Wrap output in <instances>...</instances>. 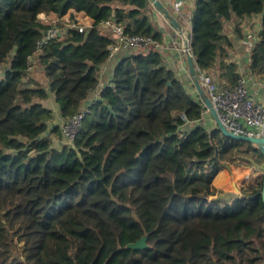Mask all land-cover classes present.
Wrapping results in <instances>:
<instances>
[{
    "label": "trees",
    "instance_id": "16d2710c",
    "mask_svg": "<svg viewBox=\"0 0 264 264\" xmlns=\"http://www.w3.org/2000/svg\"><path fill=\"white\" fill-rule=\"evenodd\" d=\"M149 8L148 0H0V264H264V174L239 197L212 183L219 169L264 153L206 120L193 85L160 50L119 57L84 106L114 41L102 22L113 17L126 34L160 42ZM77 13L89 20L84 31L69 28L36 52L53 16ZM253 15L261 26L248 66L264 74V0L195 1L188 35L197 68L236 82L232 62L219 72L233 45L227 26L241 35ZM50 97L62 120L84 111L71 141L42 102ZM143 235L148 247H127Z\"/></svg>",
    "mask_w": 264,
    "mask_h": 264
},
{
    "label": "built area",
    "instance_id": "2783aa9c",
    "mask_svg": "<svg viewBox=\"0 0 264 264\" xmlns=\"http://www.w3.org/2000/svg\"><path fill=\"white\" fill-rule=\"evenodd\" d=\"M161 1L164 4L167 2V0ZM181 4V0H175L170 3L169 10L176 18L181 15ZM63 19L53 21L48 27L42 38L37 42V53L48 40L65 36L69 28L84 31L89 26V24H80L77 16L74 19H70L68 16ZM100 28L109 32L108 34L114 38V41L108 46L107 60H117L128 52L140 51L148 46H154L158 50H162L164 42L162 40L171 41L170 37L166 38L164 29L161 30L164 36L160 42L154 40L150 35L126 34L123 26L113 17L103 21ZM181 43V40H178L175 47L178 54L183 53ZM180 63L184 66V58L181 59ZM185 70L187 71L186 64ZM197 74L201 85L216 109L219 119L229 131L239 135L264 136V100L250 91L245 76L240 75L233 84H221L209 72L201 71L197 68ZM190 91L196 99L200 100L194 87ZM83 113L84 111L81 110L74 116L61 121V132L65 140H72L80 125ZM205 113L208 115L207 110Z\"/></svg>",
    "mask_w": 264,
    "mask_h": 264
},
{
    "label": "crops",
    "instance_id": "0c3cea01",
    "mask_svg": "<svg viewBox=\"0 0 264 264\" xmlns=\"http://www.w3.org/2000/svg\"><path fill=\"white\" fill-rule=\"evenodd\" d=\"M173 1L175 0H167V2L165 3L169 9H170V3ZM181 1H182V4L180 6L181 15L177 19L180 21L186 33L187 32L189 33L191 28L192 12L196 0H181ZM148 13L151 16L152 20L155 22L156 27L159 30L164 29L165 31L164 34L166 35V38L168 37L171 38V41H168L167 39L166 40L163 39L164 34L162 32V39H163L162 41L164 42H163V49L160 50V52H162L164 64L167 67L172 68L173 67L172 64L175 63V60L176 62H181V59L184 58L183 54L181 57L178 54V52H176L175 50L178 40L181 39L164 21L162 15L158 13L153 7L152 9L149 8ZM76 15H80V14L77 13ZM80 16L84 18L85 21L89 24V20L85 16L82 15ZM260 26H261L260 15L244 17L241 20V27H242L241 35H234L231 31V25H228L226 33L228 34V36L233 37L232 39L233 45L227 49L228 55L227 57L223 58V66L221 68L220 67L218 68H220L219 72L221 71L228 74V70H230L231 67L228 68L227 63L232 62L233 66L236 68L239 74L246 77L250 91L255 93L257 96H260L264 100V74L261 75L252 74L250 73L248 66L250 62V49L257 42L258 39L257 33L260 29ZM116 61L117 60H106L104 63H102L99 66L100 68L99 86L88 95V97L84 101V106H88L90 102L95 100L101 88L110 82L112 71ZM219 61L220 59L218 57L217 63H219ZM221 79L222 81L225 82V84H228L230 82L229 80H227V78H225V75H223ZM40 82L45 83L42 77H40ZM48 100L51 101V104L49 103V107L52 108L54 114V121L55 122L62 121L58 113V108L53 98L50 97ZM42 102L44 101L42 100ZM242 173H243V169L238 166H233L231 172H228L226 169L222 168L218 170V172L216 173V175L212 180V183L217 189H221L225 192L232 190V192L229 194V197L231 196L239 197L241 196L242 189L254 184L259 175L256 174L255 176H253L254 177L253 180L244 182V180H242ZM233 178H235V180ZM238 179H241L240 182H238Z\"/></svg>",
    "mask_w": 264,
    "mask_h": 264
},
{
    "label": "water",
    "instance_id": "95a60500",
    "mask_svg": "<svg viewBox=\"0 0 264 264\" xmlns=\"http://www.w3.org/2000/svg\"><path fill=\"white\" fill-rule=\"evenodd\" d=\"M148 2L158 13L162 15L168 26L175 32V34L180 37L183 47V56L187 68V74L191 80V83L196 93L199 96L200 101L206 107L213 124H215V127L218 128L224 135L230 138L243 139L256 144L258 148L264 153V136H248L234 134L223 125V123L218 117V114L211 99L206 94L198 78L197 67L191 52V41L189 35L182 27L180 21L170 12L169 8L161 0H148ZM261 197L264 202V180L261 189ZM127 247L133 249H143L148 247V244L146 243V236L143 235L137 240L127 243Z\"/></svg>",
    "mask_w": 264,
    "mask_h": 264
},
{
    "label": "rangeland",
    "instance_id": "374dc122",
    "mask_svg": "<svg viewBox=\"0 0 264 264\" xmlns=\"http://www.w3.org/2000/svg\"><path fill=\"white\" fill-rule=\"evenodd\" d=\"M41 17H43V15L41 14L40 15ZM66 16H67V14L66 15H64V16H62V18L61 17H59V18H56V17H54L53 16V18L51 19V21H56L57 19H63V18H66ZM77 17H78V19H79V23L80 24H84V25H88V23L85 21V19L84 18H82L80 15H76ZM64 20V19H63ZM101 29V31H103L104 33H109V32H106V31H104L102 28H100ZM187 34H188V32H187ZM182 54L183 53H181V54H179L181 57H182ZM173 65V70L175 71V73H176V76L178 77V78H180L181 80H183L184 82H187V83H189V84H192L191 83V80H190V78H189V76H188V74H187V71L185 70V64H184V66H183V64L182 63H180V62H176V60H175V63L174 64H172ZM38 68V62H37V56L35 55L33 58H32V60H31V67H30V72L35 76H38L39 75V73H37L36 71H35V69H37ZM212 74V73H211ZM213 75V74H212ZM213 77L216 79V80H218L214 75H213ZM219 81V80H218ZM44 102V104L46 103V105L47 106H49V103L51 104V101L50 100H48V99H45V100H43ZM53 104V103H52ZM206 117V120H211V118H210V115H209V113H208V115L207 116H205ZM60 123H61V121H59V126H60ZM213 123V122H212ZM53 138V140H54V143L57 145V142H62V140H58L57 138H55L54 136L52 137ZM233 166H238V167H240V168H242L243 169V173H242V180H244V182H246V181H251V180H253V176H255L256 174H259L258 175V177L260 176V175H262V174H264V161H262V162H259V161H252L249 165H246V164H240V165H231L229 168H224V169H226L228 172H231V170H232V167ZM238 178V177H237ZM228 179V178H227ZM234 180H235V178H233ZM240 180L241 179H238V182H240ZM243 190V189H242ZM225 192V191H224ZM232 192V190L231 191H226V193H228V194H230Z\"/></svg>",
    "mask_w": 264,
    "mask_h": 264
}]
</instances>
